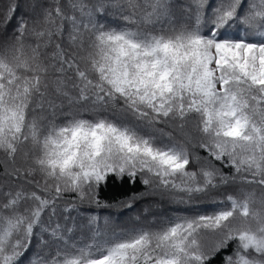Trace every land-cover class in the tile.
I'll list each match as a JSON object with an SVG mask.
<instances>
[{
  "label": "snow or ice",
  "instance_id": "1",
  "mask_svg": "<svg viewBox=\"0 0 264 264\" xmlns=\"http://www.w3.org/2000/svg\"><path fill=\"white\" fill-rule=\"evenodd\" d=\"M0 170V264H264V0H8Z\"/></svg>",
  "mask_w": 264,
  "mask_h": 264
},
{
  "label": "trees",
  "instance_id": "2",
  "mask_svg": "<svg viewBox=\"0 0 264 264\" xmlns=\"http://www.w3.org/2000/svg\"><path fill=\"white\" fill-rule=\"evenodd\" d=\"M8 3V0H0V7L6 6ZM203 154V153H201ZM2 171V170H0ZM5 178L0 175V182H2ZM143 189V186L140 184H137L134 188L129 187V185L127 184L126 180L124 182H117L115 184H109L107 187L103 188L100 192V199L102 200H107L109 203H112L116 200L119 199H124L131 191H140ZM149 201L153 202V203H159V207L158 209H160V211L163 212V206L170 210V213L174 214L177 210L178 207L182 206H176V205H172L169 204L166 201H159L158 198H150ZM163 206H162V204ZM115 208H95L94 206L89 207L88 205H82L81 206V214L84 216L86 213H90V212H101L104 213V215H110V219L116 223H120L122 222V218L117 217V215H115L114 213H110L111 210L114 211ZM136 209V205L132 208V209H126V208H120L121 212H118L119 214H121L122 216H126L132 212H134ZM200 210L201 211H207V212H211L214 210V205L210 204V203H205L202 204L200 206ZM117 214V213H116ZM73 215L75 216L76 213H73ZM219 262V257H217V259L215 261H213V264H218Z\"/></svg>",
  "mask_w": 264,
  "mask_h": 264
},
{
  "label": "rangeland",
  "instance_id": "3",
  "mask_svg": "<svg viewBox=\"0 0 264 264\" xmlns=\"http://www.w3.org/2000/svg\"><path fill=\"white\" fill-rule=\"evenodd\" d=\"M150 204H154L153 202L146 200V201H142L136 204V209L134 212L126 215V216H122L121 214H119L118 212L120 211V208H115L114 211L111 210L110 213H114L115 215H117V217L122 218V222H120L119 224L121 225H130L133 222H135L136 218L139 216L141 218V220L145 223H147L148 221H150L152 219L153 216H171L173 215L172 213H170V210L166 209L163 204V212L160 211V209L154 207L152 208L151 212L147 215H145L144 213V209L145 207L149 206ZM111 209V208H110ZM91 214H98L101 219H103L104 217H108L110 218V215H104V213L101 212H90ZM90 213H86L84 216L90 214ZM117 213V214H116Z\"/></svg>",
  "mask_w": 264,
  "mask_h": 264
}]
</instances>
